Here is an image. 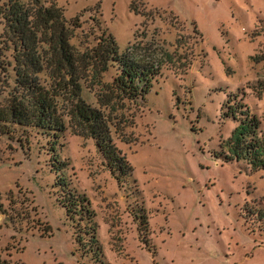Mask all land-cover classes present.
<instances>
[{"label":"rangeland","instance_id":"1","mask_svg":"<svg viewBox=\"0 0 264 264\" xmlns=\"http://www.w3.org/2000/svg\"><path fill=\"white\" fill-rule=\"evenodd\" d=\"M57 2L90 61L82 97L109 117L132 170L113 173L96 141L71 128L56 142L37 130L0 136V254L22 264H264V170L221 155L237 124L222 115L229 94L264 130V0ZM3 26L0 59L12 60ZM103 32L158 64L145 99H123L111 87L117 67L91 64ZM60 177L90 214H68Z\"/></svg>","mask_w":264,"mask_h":264},{"label":"trees","instance_id":"2","mask_svg":"<svg viewBox=\"0 0 264 264\" xmlns=\"http://www.w3.org/2000/svg\"><path fill=\"white\" fill-rule=\"evenodd\" d=\"M1 34L12 60L0 59V95L8 91L7 73L13 66L14 85L0 100V136L20 130H37L54 142L71 128L77 135L93 138L113 173L127 174L132 166L114 141L111 120L100 108L82 97V64H90L71 44L72 29L57 0H5L0 4ZM78 21L76 16L73 19ZM80 27V24L73 23ZM131 46L120 51L114 35L103 32L88 59L93 67H117L111 87L123 99L140 101L150 92L159 73L156 62L135 58ZM85 65V66H86ZM188 65V64H187ZM48 70L50 81L41 73ZM3 79H2V76ZM8 87V88H7ZM223 117L237 122L231 136L221 144L225 162L245 161L250 172L264 170V130L260 118L235 93L222 104ZM68 186L63 177L56 182ZM61 204L68 214L91 213L87 198L66 189ZM77 212V211H75ZM0 264H22L4 258Z\"/></svg>","mask_w":264,"mask_h":264}]
</instances>
